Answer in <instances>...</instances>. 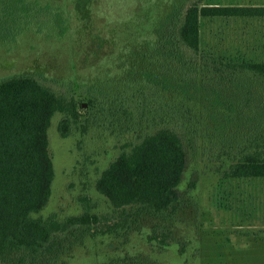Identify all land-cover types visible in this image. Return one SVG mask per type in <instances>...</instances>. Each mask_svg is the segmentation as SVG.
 Instances as JSON below:
<instances>
[{"label": "trees", "instance_id": "16d2710c", "mask_svg": "<svg viewBox=\"0 0 264 264\" xmlns=\"http://www.w3.org/2000/svg\"><path fill=\"white\" fill-rule=\"evenodd\" d=\"M203 1L175 2L146 39L123 43L117 73L107 70L77 84L88 109H95L85 127L107 121L131 134L96 180V190L114 209H134L122 215L125 222L152 218L153 225L142 227L163 248L171 245L170 235L158 220L195 210L191 192L181 185L191 145L207 134L208 121H215L218 154L224 157L212 171L222 207L242 203L256 209L264 200V61L226 60L202 49L203 20L264 17V6ZM55 30L59 36L69 30L61 9L37 0H0V43L26 31L51 36ZM70 84L41 72L0 78V264H67L64 258L85 231L99 229L101 218L88 207L64 220L42 215L56 175L52 120L64 115L63 137L81 122Z\"/></svg>", "mask_w": 264, "mask_h": 264}, {"label": "rangeland", "instance_id": "374dc122", "mask_svg": "<svg viewBox=\"0 0 264 264\" xmlns=\"http://www.w3.org/2000/svg\"><path fill=\"white\" fill-rule=\"evenodd\" d=\"M37 1L61 9L69 30L63 36L57 34L58 29L51 36L48 31H26L15 41L0 43V78L41 72L71 83L70 93L77 100L81 122L73 123L69 135L63 137L59 124L64 115L57 113L52 120L50 150L56 175L51 200L42 215L64 220L88 207L101 222L99 229L93 225L79 238L64 258L67 264H264V200L256 204V209L242 203H234L229 209L222 207L223 194L212 173L224 159L218 154L215 121H208V135L192 143L181 185L183 191L191 192L195 210L185 209L170 221L158 220L160 229L170 235L169 247L163 248L146 234L153 225L152 218L125 222L122 215L134 209H114L95 187L131 134L112 129L107 121L85 127V119L95 109H88L87 96L77 84L90 83L107 70L117 73V52L123 43L146 39L159 21L165 22L167 11L179 0ZM203 3L264 6V0ZM202 49L226 60L264 61V17L203 20ZM185 238L190 244L184 242Z\"/></svg>", "mask_w": 264, "mask_h": 264}, {"label": "water", "instance_id": "95a60500", "mask_svg": "<svg viewBox=\"0 0 264 264\" xmlns=\"http://www.w3.org/2000/svg\"><path fill=\"white\" fill-rule=\"evenodd\" d=\"M83 106L86 107V104H84Z\"/></svg>", "mask_w": 264, "mask_h": 264}]
</instances>
